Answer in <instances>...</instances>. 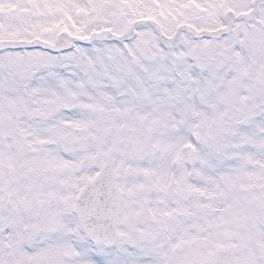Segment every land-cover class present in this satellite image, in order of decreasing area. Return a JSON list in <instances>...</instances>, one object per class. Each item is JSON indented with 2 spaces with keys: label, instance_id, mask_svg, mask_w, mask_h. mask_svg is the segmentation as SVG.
Here are the masks:
<instances>
[{
  "label": "snow or ice",
  "instance_id": "1",
  "mask_svg": "<svg viewBox=\"0 0 264 264\" xmlns=\"http://www.w3.org/2000/svg\"><path fill=\"white\" fill-rule=\"evenodd\" d=\"M0 264H264V0H0Z\"/></svg>",
  "mask_w": 264,
  "mask_h": 264
}]
</instances>
